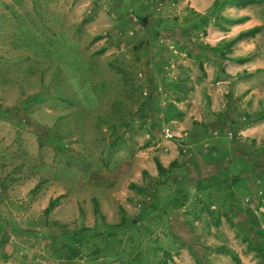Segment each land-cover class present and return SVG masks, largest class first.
<instances>
[{"label":"rangeland","instance_id":"1","mask_svg":"<svg viewBox=\"0 0 264 264\" xmlns=\"http://www.w3.org/2000/svg\"><path fill=\"white\" fill-rule=\"evenodd\" d=\"M261 1L0 0V264H264Z\"/></svg>","mask_w":264,"mask_h":264},{"label":"trees","instance_id":"2","mask_svg":"<svg viewBox=\"0 0 264 264\" xmlns=\"http://www.w3.org/2000/svg\"><path fill=\"white\" fill-rule=\"evenodd\" d=\"M260 2H261V0H214L213 5H212V9L210 10V13L215 14L217 19L237 22V21L243 20V17L232 18L230 16H224V15L216 13V12L220 11V8L223 7L224 4L246 5V4H255V3H260ZM195 13L198 15L197 12H195ZM141 22H143L145 25H147V23H148L147 17L146 16L142 17ZM207 23H208V17L206 15H199V18H197V21H193V24L197 27L200 25H202V26L206 25ZM261 27L262 26L260 24L254 25L252 27H249L247 29L239 31L234 36H231L229 38L223 39L222 41H219L214 46H210V45H204V46L206 48H209L213 53L218 54L219 57H221L222 59L224 58V59L231 60V61L238 62V63L253 61L259 56V51H258V48L256 45L254 46V48L252 50H250L246 54L240 55V56L228 57L227 52L231 51V44L232 43H234L235 41H237L239 39L254 36L261 29ZM221 65H222V63L216 64L217 74L214 75L215 80H217L220 77V74L224 73V71H225ZM199 66L202 67L201 61H199ZM245 118H246V121H248L250 119V115L246 114ZM175 163H176L175 161H172L168 164V166H164L160 162L159 159L155 158L156 169H157V172L160 174H163L164 172H166ZM250 169H252V167ZM233 177L236 178L235 176H233ZM234 181L235 180H233L232 182L235 183ZM56 203H57V198L51 199L48 202L47 206L44 208V212L49 213L54 208ZM93 213L98 218H103V219L105 218L104 214L100 210V204H99L98 200H96V199H93ZM88 229H90V228L87 226L81 228V230H88ZM75 239H79V238L77 237ZM256 249H257L258 254L264 256V242H260L257 245ZM217 250L219 252H225V253L229 254L231 256L232 260L236 264H242L241 259L239 258V256L237 255V253L234 250H232L226 246H218Z\"/></svg>","mask_w":264,"mask_h":264},{"label":"crops","instance_id":"3","mask_svg":"<svg viewBox=\"0 0 264 264\" xmlns=\"http://www.w3.org/2000/svg\"><path fill=\"white\" fill-rule=\"evenodd\" d=\"M213 2H214V0H210V4H212L213 5ZM262 2V1H261ZM248 5L249 4H246V5H239V4H226V6H225V8L227 7L229 10L230 9H233V8H235V10L236 9H238V10H243V9H245V8H247L248 7ZM219 14H221L220 12H219ZM223 15V14H222ZM229 15H230V13H229ZM233 17H243V20H241V21H237V22H235V21H231V23H232V25H230L231 27L232 26H234V27H239V31H241V30H244V29H246V23L248 22V21H251L252 20V16L250 17V16H248V13L247 12H244V13H242L241 12V14L239 15V16H233ZM240 40V39H239ZM242 40V39H241ZM234 62V61H233ZM249 62V61H248ZM235 64H237V65H245L246 64V62H243V63H238V62H234ZM245 67H246V65H245ZM220 80H222L220 77L217 79V80H215L214 79V81L216 82V83H218V82H220ZM246 89H248V88H246ZM243 90V92L242 93H240V94H236L235 92H234V94L232 93V92H230V91H228L227 90V92H226V97H228V101L229 102H231L232 101V97L233 96H231V94L232 95H234V96H238V95H240V96H243V97H246L248 94V92H249V95L252 93V89H248V91L247 90ZM243 94V95H242ZM225 101H227V98L225 99ZM239 110V109H238ZM237 122H238V118H237V120H236ZM231 122V123H234V127L235 128H233L232 127V130H231V132H233L234 134L235 133H243V135H244V137H247L246 135H248L249 136V134H244V133H249L248 132V130H246L247 129V127L246 126H244L243 127V129H237L238 131L236 132L235 130H236V123L237 122ZM240 121V120H239ZM235 129V130H234ZM234 138V139H233ZM232 138V142H233V140H236L238 143L237 144H239V146L240 145H242L243 147H244V150H245V148H246V143H245V139L242 141V139L240 138V139H238V136H236V134L234 135V137ZM225 148H226V145L224 144L223 145ZM210 148V147H209ZM213 148V150L215 151V153H219V155H220V153H222L221 152V148H217L216 146H213L212 147ZM207 151H210V149H208ZM119 198H121V196H118ZM122 199H124V198H122ZM104 212V211H103ZM104 214V213H103ZM105 215H106V213H105Z\"/></svg>","mask_w":264,"mask_h":264},{"label":"built area","instance_id":"4","mask_svg":"<svg viewBox=\"0 0 264 264\" xmlns=\"http://www.w3.org/2000/svg\"><path fill=\"white\" fill-rule=\"evenodd\" d=\"M167 136H170V134L166 133Z\"/></svg>","mask_w":264,"mask_h":264}]
</instances>
